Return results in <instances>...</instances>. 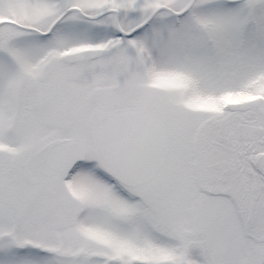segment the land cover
I'll return each mask as SVG.
<instances>
[{"label": "snow or ice", "instance_id": "1", "mask_svg": "<svg viewBox=\"0 0 264 264\" xmlns=\"http://www.w3.org/2000/svg\"><path fill=\"white\" fill-rule=\"evenodd\" d=\"M0 264H264V0H0Z\"/></svg>", "mask_w": 264, "mask_h": 264}]
</instances>
